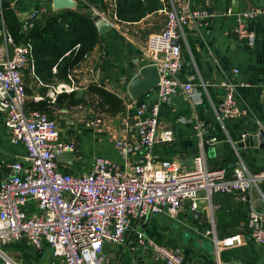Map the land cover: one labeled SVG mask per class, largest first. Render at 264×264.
<instances>
[{
	"label": "built area",
	"instance_id": "2783aa9c",
	"mask_svg": "<svg viewBox=\"0 0 264 264\" xmlns=\"http://www.w3.org/2000/svg\"><path fill=\"white\" fill-rule=\"evenodd\" d=\"M167 7L160 10L165 16L163 27L148 35L141 57V65H155L159 75L154 101L140 99L128 101L131 108L132 135L115 139L114 145L121 159L96 155L89 170L72 173L59 169L58 157L74 156L78 150L73 137L62 139L55 119L39 110L26 111L24 70H33L30 45L15 43L2 27L0 41V107L4 110L3 124L10 142L21 146L23 152L8 164L9 172L0 180V263L25 264L11 257L3 246L26 238L36 250L50 249V264H100L105 244H123L132 222L144 220L159 213L175 214L188 204L195 218L199 213V200L212 208L215 193L239 194L243 198L254 189L264 195L259 186L264 183V169L250 172L238 158L227 175L224 168L210 169L206 163L205 143L199 137L191 163L183 165L177 158L160 161L153 159L152 149L157 143L174 139L173 130L159 124L162 104H170L173 97L182 94L191 99L196 94L194 74L185 70L181 40L190 22L211 18L219 14L233 16L232 33L238 42L251 46L256 33L246 26L247 20L264 17V6H255L241 12L228 7L223 13L208 8V0H166ZM111 8L106 12L90 8L110 23H120ZM47 10L42 6L27 11L20 21L23 28L29 19L38 18ZM30 25V24H29ZM55 72V67H52ZM238 72V69H234ZM180 73H184L181 79ZM70 80L71 75H69ZM223 94L214 108L215 119L224 127L225 118L240 112L235 99L236 84L223 80ZM73 86L60 82L52 86L48 99L54 103L59 93L70 92ZM205 87V86H204ZM180 121H184L180 118ZM101 115L85 121L91 129L101 126ZM129 124L128 119L124 125ZM206 132L202 128L201 133ZM215 136L207 141L214 142ZM140 159H133V155ZM32 205L34 209H32ZM249 238L264 245V209H253L248 220ZM240 235L215 238V246L241 244ZM136 246L149 252L162 264H184L182 253L171 246L160 244L143 231H137Z\"/></svg>",
	"mask_w": 264,
	"mask_h": 264
},
{
	"label": "crops",
	"instance_id": "0c3cea01",
	"mask_svg": "<svg viewBox=\"0 0 264 264\" xmlns=\"http://www.w3.org/2000/svg\"><path fill=\"white\" fill-rule=\"evenodd\" d=\"M7 1L19 21L20 14L22 17L29 10L48 5L47 0ZM255 6H264V0H208V8L216 13H223L228 7H237V12H241ZM164 20V14L159 11L137 22L115 24L100 34L99 43L69 74L72 79L67 83L73 86L70 92H74L75 97L82 96L86 87L94 83L122 98L123 111L113 117L101 115L103 122L97 129L85 125L89 117L100 115L89 105L67 106L65 100L55 105V102L49 101V89L64 81L44 84L31 70H24L27 101H45L43 108L56 120L61 138L67 140L74 137L77 140L78 150L74 156L62 154L58 157L61 171L75 174L86 172L96 155L121 161L114 141L133 132L130 127L133 111L127 107V102L133 99L127 91V84L132 71L142 64L140 59L146 38L159 31ZM245 23L256 33V41L251 46L238 42L234 37L233 16L216 14L208 19L190 22L184 29L182 55L185 70L194 74L196 94L191 99L177 94L170 104L161 105L159 124L172 129L174 139L169 143L154 145V160L177 158L188 166L190 156L196 153L197 140L202 137L206 141L208 168H219L217 166L229 162V152L233 150L250 172L264 169V149L250 147L245 151L235 147L243 134L255 133L257 126L264 123V17ZM2 38L0 18V41ZM234 69H238V72H234ZM179 75L181 79L184 78V73ZM223 80L236 84L235 99L240 112L237 116L225 118L224 127H221L215 119L214 108L221 100L219 88H222L220 84ZM43 87L46 88L45 93L40 91ZM140 99L154 101L156 89ZM180 118L184 121H180ZM126 119L129 122L127 126L124 125ZM3 120L4 110L0 107V180L9 172L8 164L23 152L21 146L10 142ZM202 128L206 132L201 133ZM210 136H215L216 140L207 141ZM132 157L134 160L140 159L137 154ZM259 189L264 195V183L260 184ZM211 202L210 210L203 199L199 200L197 218L184 203L175 214L159 213L132 222L123 244H105L104 258L100 264H162L160 260L152 259L148 251L136 246L137 231H143L160 244L178 249L184 257V264H264V245L252 241L248 232L252 210L264 209L259 191L254 189L245 198L239 194L215 193ZM236 234L240 235L241 244L220 245L216 249L215 238L223 239ZM2 249L25 264H50L52 261L47 246L36 250L26 238Z\"/></svg>",
	"mask_w": 264,
	"mask_h": 264
},
{
	"label": "trees",
	"instance_id": "16d2710c",
	"mask_svg": "<svg viewBox=\"0 0 264 264\" xmlns=\"http://www.w3.org/2000/svg\"><path fill=\"white\" fill-rule=\"evenodd\" d=\"M111 1H113L112 13L116 18L119 21L130 23L137 22L148 14L157 13L167 7L166 0H77V7L74 9L58 11L52 10L48 4L44 14L31 21L24 31L9 1L0 0V15L3 27L11 35L13 41L30 45L32 72L35 77L44 84L57 81L69 82L71 71L100 41V33L88 7L97 6L106 12L111 8ZM80 4L83 7H79ZM53 66L55 72L52 71ZM40 91L45 93L46 88L43 87ZM63 100L66 101L67 106L89 105L94 112L109 117L117 115L124 109L121 97L94 83L89 84L85 93L80 97H75L74 92L59 94L55 105ZM44 104H46L45 101L40 100L38 102L26 101L25 109L26 111L46 112L43 108ZM236 160L237 156L231 150L229 162L217 167L224 168L229 175Z\"/></svg>",
	"mask_w": 264,
	"mask_h": 264
},
{
	"label": "water",
	"instance_id": "95a60500",
	"mask_svg": "<svg viewBox=\"0 0 264 264\" xmlns=\"http://www.w3.org/2000/svg\"><path fill=\"white\" fill-rule=\"evenodd\" d=\"M48 4L54 11L74 9L77 6V0H49ZM232 10L237 12L238 8L234 7ZM91 15L100 34L111 28L110 23L98 13L91 12ZM158 80L159 75L155 65H139L132 71L127 84V91L133 100H138L154 89ZM219 92L223 94V88H219ZM235 147L236 149L241 148L245 151H248V148L250 147L264 149V123L257 126L255 133L243 134L242 138L235 143ZM192 157L193 155L190 156L189 161H191Z\"/></svg>",
	"mask_w": 264,
	"mask_h": 264
},
{
	"label": "rangeland",
	"instance_id": "374dc122",
	"mask_svg": "<svg viewBox=\"0 0 264 264\" xmlns=\"http://www.w3.org/2000/svg\"><path fill=\"white\" fill-rule=\"evenodd\" d=\"M76 7H77V6H76ZM79 7H83V5L80 4ZM92 7L95 8L96 10H99V8H98L97 6H89L88 9H89V8H92ZM84 9H86V8H84ZM42 14H44V13H42ZM42 14H41V15H42ZM41 15H40V16H41ZM40 16H38V18H39ZM35 19H37V18L29 19L28 22H27V24H28L27 27H29V24L31 23V21H33V20H35ZM20 22H21V21H20ZM21 24H22V23H21ZM21 26H22V30L24 31L25 27L23 28V25H21ZM27 27H26V28H27ZM86 114H87V113H85L84 115H86ZM32 209H34V206H33V205H32Z\"/></svg>",
	"mask_w": 264,
	"mask_h": 264
}]
</instances>
